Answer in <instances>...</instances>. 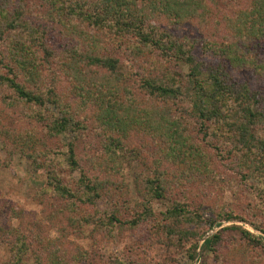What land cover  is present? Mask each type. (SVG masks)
<instances>
[{"label":"trees","instance_id":"obj_1","mask_svg":"<svg viewBox=\"0 0 264 264\" xmlns=\"http://www.w3.org/2000/svg\"><path fill=\"white\" fill-rule=\"evenodd\" d=\"M237 1L0 0V102L6 113L19 105L47 120L35 150L31 137L17 149L45 175L40 197L74 213L71 227L92 222L87 232L103 241L114 226L149 225L168 239L176 211L187 210L156 214L151 202L174 182L222 189L223 166L246 193L229 184L238 200L213 215L264 235V0ZM162 20L170 26H156ZM190 21L215 42L174 33ZM120 57L131 71H119ZM136 129L157 141L156 160L130 159ZM68 134L61 148L52 145ZM131 187L139 203L130 202ZM101 201L109 214L82 212ZM223 231H238L243 248L264 249L263 238L240 226ZM18 236L10 264L31 246ZM219 239H205L204 249ZM54 257L50 264H63Z\"/></svg>","mask_w":264,"mask_h":264},{"label":"rangeland","instance_id":"obj_2","mask_svg":"<svg viewBox=\"0 0 264 264\" xmlns=\"http://www.w3.org/2000/svg\"><path fill=\"white\" fill-rule=\"evenodd\" d=\"M237 2L240 3L239 7H243L246 0ZM220 10L224 12L223 9ZM155 24L161 28L170 26L166 20ZM174 33L192 39L203 38L204 46L214 41L209 30H204V27L202 30L191 21L179 30H174ZM126 61L124 57H120L119 71L122 73L131 71L130 63ZM135 80L137 81V78ZM4 110V105L0 102V264H10L14 260L12 256L18 235H23L26 243L31 244L29 250L21 252L18 264H36L31 249L37 250L42 264H50L49 257L53 255L56 256L53 258L55 261L63 264H72L78 256L86 259H81L77 264H264L263 248H243L244 241L240 240L238 231L223 229L233 225L240 226L263 238L264 244L263 234L244 222L219 221L213 215L220 208L233 205L238 200L237 192L229 190V184L234 185V191L236 189L242 194L246 193L236 179L225 175L223 170L226 167L223 166H219L218 171V174L225 178L222 189L208 188L192 179L184 183L174 182L165 188L166 195L163 199L151 202V208L156 214L170 212L175 207L180 210L179 206L187 210L186 215L181 214L182 217L179 216L180 211H176L178 215H175L174 220L178 229H174L168 239L149 225L148 231L143 225L133 231H122L118 226H114L110 229V235L103 241L87 232H90L92 222L84 227H71L69 219H75L74 213L62 204L60 207H53L57 202L49 197L47 198L50 201L40 197L45 175L34 173L30 162L17 149L31 137L28 149L35 150L36 140L45 136L47 120H36L31 112L26 109L23 112L19 105L8 109L7 113ZM44 116L47 117V114ZM70 139L69 134L61 136V142L52 145L61 148L63 143ZM156 142L136 129L131 133L127 146V150L132 152L130 159L135 162L134 159L140 161L145 158L150 162L154 155L153 160H156L159 157ZM167 175L170 179L175 176L170 173ZM72 178L75 180L78 175L72 174ZM129 180L128 174L127 184ZM129 199L131 203L140 202L132 187L129 188ZM83 211L100 217L109 214L111 208L107 202L101 201L96 207L82 208ZM245 217L254 221V217L248 214ZM74 222H77V219ZM61 228V232L65 233L59 231ZM184 232V238L177 236ZM216 234L220 235L219 242L210 249H204V240ZM41 241L42 244L39 243Z\"/></svg>","mask_w":264,"mask_h":264}]
</instances>
